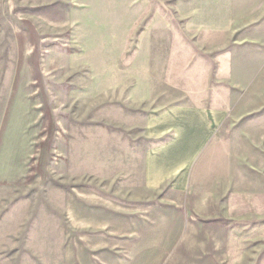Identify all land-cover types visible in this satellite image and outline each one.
I'll list each match as a JSON object with an SVG mask.
<instances>
[{"label":"crops","instance_id":"0c3cea01","mask_svg":"<svg viewBox=\"0 0 264 264\" xmlns=\"http://www.w3.org/2000/svg\"><path fill=\"white\" fill-rule=\"evenodd\" d=\"M212 1L1 0L18 31V68L29 73L15 80L6 107L0 181L22 184L37 168L69 172L73 146H121L118 170L124 178L139 172L147 192L225 186L221 259L264 264V195L234 187L233 94L230 103L215 90L197 94L160 77L156 65V36L233 31L228 6L214 5L224 0ZM80 107L87 110L77 127Z\"/></svg>","mask_w":264,"mask_h":264},{"label":"rangeland","instance_id":"374dc122","mask_svg":"<svg viewBox=\"0 0 264 264\" xmlns=\"http://www.w3.org/2000/svg\"><path fill=\"white\" fill-rule=\"evenodd\" d=\"M1 3L0 144L15 80L29 73L18 68V31ZM220 3L233 14V31L156 36L158 75L197 94L215 90L229 103L233 94L235 191L264 195V0ZM23 57L33 65V55ZM86 110H77L75 126ZM72 153L69 172L37 168L22 184L0 181V264H227L225 186L188 196L169 187L147 192L139 172L124 178L118 170L121 146H73Z\"/></svg>","mask_w":264,"mask_h":264}]
</instances>
